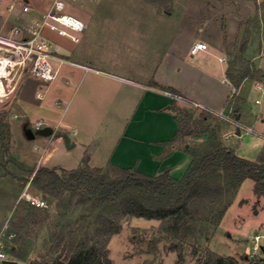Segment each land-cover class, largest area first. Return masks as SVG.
<instances>
[{"label":"rangeland","instance_id":"obj_1","mask_svg":"<svg viewBox=\"0 0 264 264\" xmlns=\"http://www.w3.org/2000/svg\"><path fill=\"white\" fill-rule=\"evenodd\" d=\"M27 1L34 8L45 9L51 0ZM191 1L78 0L69 6L68 11L82 17L87 23L86 29L80 34V41L74 43L65 37L52 34L51 43L69 60L148 82L151 81L154 69L178 28V20ZM256 1L264 4V0ZM257 16V19L256 15L252 17V24L243 26L241 37L242 41L250 34V41L256 53L262 50V47L264 49V9H260ZM245 60L251 62L249 59ZM258 60L259 63L257 65L253 63V67L250 68L249 79L240 91L247 98L245 107L242 108L244 119L240 121L250 127L262 118L261 114H264V92L254 90L253 84L256 82L252 81L257 79L264 87V55ZM78 70L79 80L65 96H61L60 85L55 82L46 98L44 96L38 98V92L41 91L45 95L50 84L26 73L14 94L7 99H0V112L7 113L6 120L10 124L8 152L3 157L0 156V231L6 225L17 231L21 220H24L29 212L30 204L21 199L27 183L24 184L12 173L17 177L28 176L43 154L46 158L41 159L40 165L49 168L56 166L61 170L60 166L72 167L78 163L76 161L80 155L79 145L68 148L66 142L64 144L61 139L53 140L49 138L50 136L41 134H36L35 138H28L25 134V128L36 130L35 124L41 121L44 125L51 126V120L44 116L54 119V126L52 124L54 130L57 129L56 122L60 120L61 130L66 134L73 131L72 125L77 126L82 133L85 128L91 131L92 122L96 121L88 117L89 112H95L93 106H90L89 99L92 79L94 78V84L101 85L99 88L101 95L97 90L95 92L99 96V98L96 96L97 99L101 98L102 101L108 98V93L104 96L105 90L112 84L108 79L94 75V71H86L83 68ZM257 98L261 100L259 104L255 102ZM105 105L104 103L101 109L103 112L107 109ZM178 105L190 108L196 117L204 110L182 100ZM97 121L100 122V117ZM210 122L216 130L221 127L219 129L221 134L229 123L213 114ZM255 131L258 132L256 129ZM209 133L196 131L185 137L184 141H189L192 145L200 144ZM242 133L238 154L257 160L260 147H254V141L258 139L257 137L264 136L261 134L258 136V133L245 135V131ZM74 135L72 133L70 137ZM237 140L233 137L228 144L236 147L234 145ZM36 146H39L40 150L35 149ZM260 159L264 160V150ZM32 188L29 189L31 193L40 195L36 188ZM46 198L48 206L42 208L38 217L25 222L23 226V237L19 247L23 248L28 242L32 247L28 249L29 257L26 261L15 258L19 264L67 263L72 250L89 223L94 220L92 216L88 219L82 218L78 197L68 212L57 205V198L52 196ZM23 204H26L27 208H22ZM160 223L156 219L137 217L123 219L121 230L108 244V257L113 264H205L210 252L223 257L233 256L239 264H251L252 257H246L247 247L256 245V236H260L259 242L262 247L264 246V196H258L254 192L252 179L244 181L233 204L217 227L211 222L200 223L194 235L181 240L184 254L182 258L179 257L177 249L171 248L173 241L160 231ZM64 224H69L63 230L71 239L67 247L58 237ZM95 226L96 222L93 227Z\"/></svg>","mask_w":264,"mask_h":264},{"label":"crops","instance_id":"obj_2","mask_svg":"<svg viewBox=\"0 0 264 264\" xmlns=\"http://www.w3.org/2000/svg\"><path fill=\"white\" fill-rule=\"evenodd\" d=\"M260 3L256 0H192L178 20V28L170 39L158 66L154 69L151 81L148 82L69 60L61 54L69 61L61 64L59 74L50 86L48 85L44 98L55 82L60 85L61 96L68 94L70 88L75 87L79 80V68L94 71V75L108 79L112 85L105 90L104 96L108 93V98L102 101L101 98L97 99L99 96L95 92V90L100 92L101 85L94 84V78L92 79L89 99L90 106H93L95 112H89L88 117L96 121L92 122L90 132L85 128L82 133L77 126L72 125L73 131L67 133L69 136L72 133L76 135L71 140L75 142L74 146L80 147L79 159L76 161L78 163L72 167L60 166V168L76 169L82 165L84 157L87 156L89 164L93 167H106L112 164L151 175L160 174L167 169L173 177L182 178L192 161V155L186 150L189 143L174 142L179 125L172 105L174 101L179 104L182 100L216 116L215 112L218 111L232 113L233 110L229 109L228 105L232 99L237 98L241 110L236 117L240 120L244 119L242 108L245 107L247 98L240 91L249 78L246 77L236 88L228 75V67L231 60L240 54L242 23L258 15ZM194 41L206 42L208 48L192 53ZM254 49L249 41L243 55L245 59L257 65L260 60L258 58L264 55V49L262 47L257 53ZM252 81L261 84L257 79ZM152 82L173 87L179 94L174 95L170 91L156 87ZM253 88L259 90L255 83ZM260 91L264 92V90ZM104 103L107 109L103 112L101 109ZM261 115L262 118L252 124V128H255L258 134L254 129V132H246L245 135L264 136V114ZM44 117L51 120V126L52 124L54 126V119ZM99 117L100 122L97 121ZM104 117L106 118L102 120ZM60 125L59 120L55 124L56 133L49 138L61 139L65 144L61 136L65 132L61 130ZM235 131L236 127L228 123L222 138L226 146L238 153L243 131H240V134H236ZM233 137L238 139L234 145L236 147L228 144ZM257 138L254 147L259 146L260 150L255 161H260L264 150V138L261 136ZM43 158H46L44 154L40 161ZM40 161L38 160L33 167L34 172L43 166L40 165ZM32 176L27 182L28 190L32 188L30 186ZM39 194L47 197L44 193Z\"/></svg>","mask_w":264,"mask_h":264},{"label":"trees","instance_id":"obj_3","mask_svg":"<svg viewBox=\"0 0 264 264\" xmlns=\"http://www.w3.org/2000/svg\"><path fill=\"white\" fill-rule=\"evenodd\" d=\"M259 8L264 9V4ZM252 23V19H248L242 25ZM247 31L249 33L250 29ZM249 41L250 34L242 39L240 54L231 60L228 67V75L236 88L249 76L250 68L253 67V63L245 60L243 55ZM152 85L174 95L179 94L173 87L157 82H152ZM172 107L179 125L174 142L189 143L186 150L192 155V161L180 179L173 177L167 169L160 174L151 175L112 164L93 167L89 164L87 156L84 157L82 165L72 170L40 166L35 172L31 170L28 176L17 177L12 173L24 184L33 175L30 186L41 194L57 198V205L65 212L72 208L74 200L78 197L82 218L94 217L72 250L68 262L57 264H113L108 257V244L121 230L122 220L132 217L159 220L160 231L173 241L171 248L177 249L179 257L182 258L184 254L181 240L194 235L200 223L211 222L217 227L245 180L252 179L254 192L258 196H264V160L254 161L242 157L233 148L226 146L219 131L221 127L216 130L212 126V113L207 110H203L196 117L190 108L181 107L177 101H174ZM228 108L237 116L241 110L237 98L230 101ZM6 116V112H0L1 157L8 152L10 139V124ZM196 131L210 133L200 144L192 145L189 141H184L185 137ZM28 207L29 212L26 218L21 220L17 231L11 227L8 229V233L16 234L9 251L14 258L23 261L28 259V249L32 247L29 242L23 248L19 247L23 226L25 222L38 217L42 210L35 205ZM22 208H27V205L23 204ZM95 222L96 226L93 227ZM68 225L64 224L58 233L59 241L64 243L65 247L71 242L69 235L63 230ZM205 264L239 262L233 256L223 257L210 252Z\"/></svg>","mask_w":264,"mask_h":264},{"label":"built area","instance_id":"obj_4","mask_svg":"<svg viewBox=\"0 0 264 264\" xmlns=\"http://www.w3.org/2000/svg\"><path fill=\"white\" fill-rule=\"evenodd\" d=\"M76 1L78 0H51L45 9H37L27 0H0V99L13 95L26 73L47 84L57 78L61 64L69 60L63 58L53 47L51 35L65 37L77 43L80 41V34L87 27L82 17L68 11L69 6ZM207 48L206 42L194 41L191 51L197 53ZM256 87L264 90L260 82L256 83ZM43 96L41 91L38 92V98ZM260 102V99H256V103ZM215 114L235 125L236 131L254 132L233 111H218ZM43 125L44 122L41 121L35 124V129ZM35 149L40 150V147L36 146ZM28 187L29 185L21 199L37 207H47L46 198L31 193ZM8 229L9 226L6 225L0 231V264H4L5 260L15 259L9 250L16 234L8 233ZM255 239L256 245L247 247L246 257L251 256L254 264H264V246L259 242L260 236Z\"/></svg>","mask_w":264,"mask_h":264},{"label":"water","instance_id":"obj_5","mask_svg":"<svg viewBox=\"0 0 264 264\" xmlns=\"http://www.w3.org/2000/svg\"><path fill=\"white\" fill-rule=\"evenodd\" d=\"M25 134L27 135L28 138H35L36 134H41L44 136H52L54 134V128L50 125L38 128L36 130L32 128H25ZM236 134H240V130H237ZM61 136L64 138L68 148L74 147L75 142L71 140L69 134L63 133L61 134ZM4 264H19V262L16 259H9V260H5Z\"/></svg>","mask_w":264,"mask_h":264}]
</instances>
